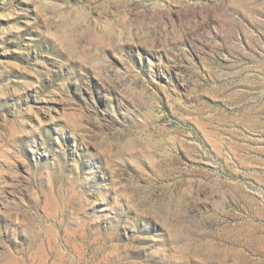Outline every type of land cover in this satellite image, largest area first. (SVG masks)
I'll return each instance as SVG.
<instances>
[{"label": "rangeland", "instance_id": "rangeland-1", "mask_svg": "<svg viewBox=\"0 0 264 264\" xmlns=\"http://www.w3.org/2000/svg\"><path fill=\"white\" fill-rule=\"evenodd\" d=\"M0 264H264V0H0Z\"/></svg>", "mask_w": 264, "mask_h": 264}]
</instances>
